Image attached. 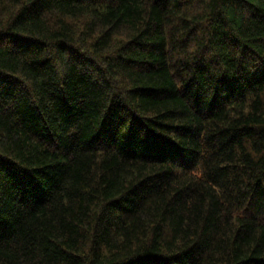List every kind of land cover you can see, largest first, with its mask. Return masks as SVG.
<instances>
[{"label":"trees","instance_id":"1","mask_svg":"<svg viewBox=\"0 0 264 264\" xmlns=\"http://www.w3.org/2000/svg\"><path fill=\"white\" fill-rule=\"evenodd\" d=\"M0 264H264V0H0Z\"/></svg>","mask_w":264,"mask_h":264},{"label":"rangeland","instance_id":"2","mask_svg":"<svg viewBox=\"0 0 264 264\" xmlns=\"http://www.w3.org/2000/svg\"><path fill=\"white\" fill-rule=\"evenodd\" d=\"M75 54V53H74Z\"/></svg>","mask_w":264,"mask_h":264}]
</instances>
